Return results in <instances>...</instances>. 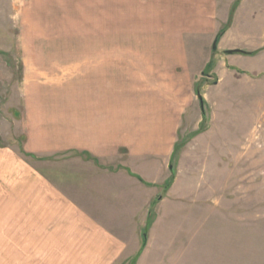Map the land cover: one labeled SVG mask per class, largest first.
<instances>
[{"label": "rangeland", "instance_id": "374dc122", "mask_svg": "<svg viewBox=\"0 0 264 264\" xmlns=\"http://www.w3.org/2000/svg\"><path fill=\"white\" fill-rule=\"evenodd\" d=\"M194 1L200 3L0 0V163L6 168L0 193L9 188L4 181L24 178L33 193L62 191L74 197V172H88L89 163H96L71 151L76 119L82 121L91 106L95 119L99 106L93 104L105 80L114 149L107 163L129 164L141 175V161L136 164L129 150L143 134L150 143L156 140V123L139 117L149 116L152 105L156 111L158 72L162 82L171 67L185 73L172 65L179 59L170 54L191 44L197 70L193 103L177 149L162 158L159 177L147 178L156 181L150 189L155 201L145 202L136 219L143 226L137 255L146 238L145 251L140 260L134 256L123 264H264V0H232L220 21L224 33L217 49L218 33L190 23L188 17L200 14ZM196 33H202L200 42L183 41ZM197 46H208L207 63V52L198 48V54ZM122 104L128 121L116 118ZM40 177L54 187L39 185ZM68 219L66 226H74ZM125 223L131 232L136 227L132 219Z\"/></svg>", "mask_w": 264, "mask_h": 264}, {"label": "crops", "instance_id": "0c3cea01", "mask_svg": "<svg viewBox=\"0 0 264 264\" xmlns=\"http://www.w3.org/2000/svg\"><path fill=\"white\" fill-rule=\"evenodd\" d=\"M233 3L232 0H200L195 6L200 9V14L196 12L195 16L192 14L188 18L196 28L209 26L212 28V33H219L224 26L220 23L222 15L228 9L231 11ZM201 34L196 33L183 41L200 42ZM209 41L211 39L206 44ZM182 48L179 47L175 54L171 53L170 56L179 59L172 65L182 67L184 71L186 70L185 73L179 74L171 67L167 73V81L162 82L158 72L156 103H154L156 111L155 105H152L149 116L143 118L138 116L140 121L151 120L156 123L155 127L153 126L156 140L150 143L143 134L139 136V142L135 147H129L131 148L129 154L137 160L136 164L138 160L141 161L138 167L142 171L141 175L129 164L121 162L118 166H113L112 163H107L113 157V139L107 127V122L113 119V113L109 111L112 105L111 93L108 94L109 89L106 87L107 82L106 80L101 82L102 79H99L104 87L101 88V84L99 85L96 95L98 105L95 102L93 104L95 108L99 106L94 114L95 119L91 113L92 106L89 99L88 109L90 106L91 108L88 112L85 111L82 120L85 122L83 136L80 135L82 121L78 118L77 127L74 128V146L71 149L74 154L83 153L86 157L89 155L88 162L94 160L96 163H89L88 172L80 170L74 172L73 198L62 191L45 193L47 196L33 193L31 184H28V179L24 178L13 183L4 181L9 183L4 184L9 185V188L4 189V193H0V264H123L131 257L135 256L136 259L138 250L142 246L140 228L143 227L142 222L139 223L136 219L144 214L145 202L155 201L153 198L155 192L150 189H154L156 181L147 178L159 177L162 158L172 157L184 115L193 103L197 81L195 73L197 70L194 69L191 61L195 56L193 45L184 44ZM195 48L198 54L201 48L207 52L205 58L207 63L210 58L208 46ZM184 77L188 79L187 82L183 81ZM87 86L90 90V80ZM80 87L81 85L78 86ZM83 88L86 89V85ZM184 90H186L185 94ZM121 106L123 112L116 118L128 121L129 115L124 110L125 104ZM145 144H149L148 150ZM120 146L125 144L120 142ZM29 154L35 156L33 153ZM102 163L106 164L104 168ZM2 170L6 168L0 163V180L3 178ZM36 180L39 185H44L46 188L49 185L54 187V183L48 177H40ZM2 186L3 184H0L1 191ZM146 188L147 194H145ZM48 195H55V198L50 200ZM140 200L141 206L138 204ZM68 217L74 219V226H66L70 221ZM125 219H132L136 223V227L131 228L132 232ZM153 229L156 230V225ZM83 234L84 236H81ZM129 234L133 236L132 240H127ZM144 251L137 260H140Z\"/></svg>", "mask_w": 264, "mask_h": 264}, {"label": "trees", "instance_id": "16d2710c", "mask_svg": "<svg viewBox=\"0 0 264 264\" xmlns=\"http://www.w3.org/2000/svg\"><path fill=\"white\" fill-rule=\"evenodd\" d=\"M233 12H234V11L232 10L231 16H232ZM223 33H224V31H222V30L218 33V35H217V39H218V40L221 38V36L223 35ZM233 52H244V51H242V50H233ZM210 65H211V64H208L207 67L210 66ZM175 149H177V145L175 146ZM139 178L143 181V179H142L141 177H139ZM167 186H168V184H167ZM145 243H146V238L144 239L143 247H142V249L140 250V252H139V254L137 255V257H138L139 255H141V253L143 252V248H144V246H145Z\"/></svg>", "mask_w": 264, "mask_h": 264}, {"label": "water", "instance_id": "95a60500", "mask_svg": "<svg viewBox=\"0 0 264 264\" xmlns=\"http://www.w3.org/2000/svg\"><path fill=\"white\" fill-rule=\"evenodd\" d=\"M217 42H218V39L215 40L214 49H217V47H216ZM228 52L231 53V52H233V50H230ZM198 97L200 99L201 106L204 107V97H203V95L200 92H198ZM171 168H172V165H171Z\"/></svg>", "mask_w": 264, "mask_h": 264}]
</instances>
